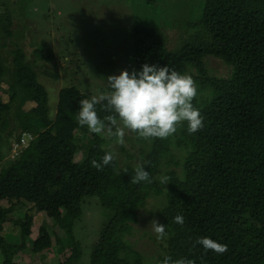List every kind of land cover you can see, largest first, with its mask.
<instances>
[{"label": "trees", "instance_id": "trees-1", "mask_svg": "<svg viewBox=\"0 0 264 264\" xmlns=\"http://www.w3.org/2000/svg\"><path fill=\"white\" fill-rule=\"evenodd\" d=\"M0 5V37L13 46L0 56V96L7 95L6 101L0 99L1 264H17L12 257L25 247L33 219L41 213L64 230L56 239L58 264H75L81 252L73 226L88 197H96L108 212L88 264H150L128 241L143 216L166 226L164 239L155 233L147 238L156 244L154 264H162L165 256L194 264H264V0H205L201 13L187 23L193 31L190 40L176 51L166 49L155 29H132L134 71L148 64L188 73L198 88L192 103L203 117V127L195 133L188 132L186 121L166 139L133 133L134 142L147 148L128 157L141 156L152 181L138 184L131 183L135 169L128 164L116 172L117 159L101 171L92 167V160L100 162L110 152L109 139L78 124L79 102L89 99L85 93L60 89L50 114L44 87L23 50L10 41L15 13L8 1L0 0ZM34 54L46 62L53 59L47 42ZM209 60L219 62L225 72L211 74ZM27 103L30 109L25 110ZM96 109L101 119L114 115L103 104ZM7 130L15 134L12 143ZM22 136L30 141L18 158L8 161L6 155L21 145ZM176 154L180 156L171 159ZM158 175L168 177V184ZM150 196L161 203L154 213L146 209ZM26 204L29 210L15 218L12 213ZM177 215L183 216V226L174 223ZM8 225L19 228V246L2 237ZM201 237L226 244L227 252L205 253L195 244ZM32 247L39 257L51 247L43 227Z\"/></svg>", "mask_w": 264, "mask_h": 264}, {"label": "rangeland", "instance_id": "rangeland-1", "mask_svg": "<svg viewBox=\"0 0 264 264\" xmlns=\"http://www.w3.org/2000/svg\"><path fill=\"white\" fill-rule=\"evenodd\" d=\"M12 15L11 30L15 36L10 39L24 52L26 61L35 71L36 80L47 93V103L50 114L55 111L57 94L60 89L75 87L85 93L89 99L111 91L107 86V77L119 75L121 71L134 72V55L132 44V29L137 26L152 28L163 38L168 51H176L190 40L187 23L194 20L201 13L205 0H6ZM4 8L0 5V18ZM9 40L0 37V56H5L13 49L8 46ZM42 42H47L53 53V59L46 62L35 56L34 51ZM211 74L220 76L225 67L214 60L207 61ZM183 75H188L184 73ZM54 76V77H53ZM8 92V91H7ZM198 93V88H197ZM2 101L7 95H1ZM23 109H30L25 104ZM7 140L15 141V134L11 130ZM125 143L120 145L116 138L109 139L108 149L116 154V172L128 164L136 168L141 164V156L128 157L131 154L142 153V144L134 142L135 136L127 131ZM26 136L22 137L23 143ZM125 151V152H124ZM6 153V159L12 161L18 158L14 154ZM180 154H176V159ZM81 159L76 155L74 162ZM165 159H169L166 157ZM6 163V161L4 162ZM162 174V173H160ZM159 174V175H160ZM158 175V180L160 179ZM161 181V179H160ZM146 209L155 212L161 205L159 198H146ZM29 210L26 204L17 208L12 214L20 218ZM45 213L34 217L31 234L25 239L26 245L12 257L17 264H58L59 246L57 238H62L64 230L47 218ZM150 216V215H149ZM108 212L101 208L96 197L85 198L82 202L81 216L74 222L73 239L78 244L81 256L75 264H88L92 246L98 236L102 224L106 221ZM143 220L132 233L129 244L138 252L145 253L150 264L156 244L147 238L154 235L150 226L151 219ZM105 220V221H104ZM40 227L45 229L50 237V248L39 257L32 253L33 241ZM9 245L19 246L20 230L16 226H5L1 233ZM69 250L64 252L68 254ZM0 256V264H1Z\"/></svg>", "mask_w": 264, "mask_h": 264}, {"label": "clouds", "instance_id": "clouds-1", "mask_svg": "<svg viewBox=\"0 0 264 264\" xmlns=\"http://www.w3.org/2000/svg\"><path fill=\"white\" fill-rule=\"evenodd\" d=\"M107 93L82 99L76 120L80 126H86L91 133L102 134L108 138L115 137L118 144L125 143L127 131L136 133L139 137L166 139L177 132L182 122H187L188 132L195 133L203 127V117L192 101L197 95V86L190 75H182L169 67L144 64L139 72L121 71L119 75L107 77ZM103 104L104 111L114 115L101 119L96 106ZM23 137V136H22ZM15 148L14 154L26 148L30 138L25 139ZM116 159L114 152H106L100 162L91 161L92 167L98 171L111 164ZM151 183L150 174L142 164L135 168V176L131 183ZM161 183L168 184V177H162ZM146 202V201H145ZM174 223L183 226L181 215L174 217ZM150 226L157 239L167 235L166 226L157 220H152ZM195 244L202 245L205 253L209 250L216 254H224L228 248L209 237L198 238ZM195 244L193 247H195ZM162 264H194L193 260L180 258L173 260L165 256Z\"/></svg>", "mask_w": 264, "mask_h": 264}]
</instances>
